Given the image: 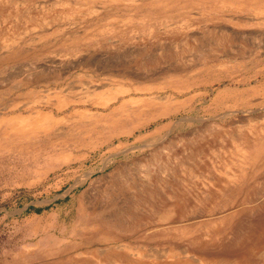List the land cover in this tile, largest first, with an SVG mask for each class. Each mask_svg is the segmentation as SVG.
I'll list each match as a JSON object with an SVG mask.
<instances>
[{
	"label": "rangeland",
	"instance_id": "obj_1",
	"mask_svg": "<svg viewBox=\"0 0 264 264\" xmlns=\"http://www.w3.org/2000/svg\"><path fill=\"white\" fill-rule=\"evenodd\" d=\"M186 259L264 264V0H0V264Z\"/></svg>",
	"mask_w": 264,
	"mask_h": 264
},
{
	"label": "bare ground",
	"instance_id": "obj_2",
	"mask_svg": "<svg viewBox=\"0 0 264 264\" xmlns=\"http://www.w3.org/2000/svg\"><path fill=\"white\" fill-rule=\"evenodd\" d=\"M91 10V9H90ZM40 119V118H39ZM250 122V121H249ZM208 158V157H207ZM185 165V164H184ZM137 249H139V248H137ZM148 249V248H147ZM145 250V249H144ZM145 252V251H144ZM183 252V251H182ZM180 254V253H179ZM136 255V254H135ZM141 255V254H140ZM148 255L150 256V257H155V258H157V257H159V253H157V252H155V251H151L150 253H148ZM121 256V255H120ZM184 256V255H183ZM182 256V257H183ZM137 257V256H136ZM170 257V256H169ZM138 258V257H137ZM140 259V258H139ZM139 259H137V260H139ZM184 259V258H183ZM136 260V261H137ZM221 261V260H220ZM140 262V261H139ZM157 262V261H156ZM190 260L189 259H186L185 261H182L181 262V264H190ZM208 262V261H207ZM225 262V261H224ZM131 263V262H130ZM152 263V262H151ZM192 263V262H191ZM194 263V262H193ZM209 263V262H208ZM228 263V262H227ZM175 264H180V263H178V262H176ZM225 264V263H224ZM233 264V263H232Z\"/></svg>",
	"mask_w": 264,
	"mask_h": 264
}]
</instances>
